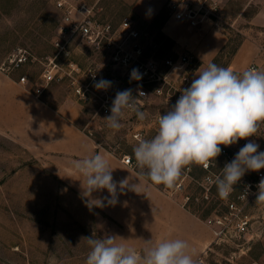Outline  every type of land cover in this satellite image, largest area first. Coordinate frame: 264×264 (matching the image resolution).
<instances>
[{"label":"rangeland","instance_id":"1","mask_svg":"<svg viewBox=\"0 0 264 264\" xmlns=\"http://www.w3.org/2000/svg\"><path fill=\"white\" fill-rule=\"evenodd\" d=\"M57 1L0 0V71L17 79L25 75L27 88L34 94V89L43 84L40 76L43 62L55 52L52 41L61 17ZM69 1L77 4L85 2L98 17L115 23L126 16L132 17L141 31L148 32L147 38L152 43L150 49H158L162 56L185 52L178 49L173 38L161 32L165 18L172 19L167 2L166 10L150 24L139 19L135 13V6L147 4L146 0ZM259 12L264 13V0H234L233 4H226L223 18L224 22H228L225 27L231 35L229 46L216 62L218 66L229 68L234 50H238L248 34L254 35L264 45V26L250 22ZM75 44L73 42L70 48ZM154 44H158V48ZM20 48L26 49L30 58L26 63L12 67L8 58ZM78 54L75 56L82 60ZM53 84L48 88L51 97L75 99L66 82ZM85 108L83 106L80 125L90 124V129H86L88 133L107 149L133 157V148L138 143L129 135L130 122L140 121L125 111L123 127L116 131L107 127L104 120L107 116L95 115L94 103ZM160 108L162 105L158 101L151 106L153 112ZM153 136L154 133L149 131L147 139ZM132 159L133 166H136L134 157ZM223 164L225 159L217 157L216 165ZM254 174L250 171L245 175ZM158 186L165 188L162 184ZM191 187L192 190H188L194 192V198L200 197L191 202L192 212L200 216L210 207L213 211L216 198L202 193L195 185ZM185 194V191H178L176 196L182 200ZM115 227L98 207H87L82 195L51 171L45 157L0 129V264H85L90 247L81 238L92 235L99 238L110 234ZM197 260L198 264H264V233L250 244L237 245L231 241L213 243Z\"/></svg>","mask_w":264,"mask_h":264},{"label":"built area","instance_id":"2","mask_svg":"<svg viewBox=\"0 0 264 264\" xmlns=\"http://www.w3.org/2000/svg\"><path fill=\"white\" fill-rule=\"evenodd\" d=\"M166 2L172 19L190 28H201L205 25L220 29L225 27L223 9L226 0ZM57 8L61 17L52 41L55 52L43 62L40 75L43 84L34 89L35 94L40 96L45 86L52 82H66L76 101L83 106L94 103L95 115L108 116L118 91L130 88L133 95H137V90L142 91L147 97H138L137 104L148 119L132 121L129 135L136 143L140 139H147L149 131L156 135L158 116L165 114L181 95L179 90L190 87L196 78L194 53L185 51L162 56L158 49L151 50L152 43L147 38L148 32L141 31L138 22L129 16L115 23L98 17L87 3L77 4L69 0H58ZM73 42L76 44L70 48ZM154 47L158 48V44H154ZM77 52L82 60L75 56ZM29 58V52L20 48L8 61L10 66L17 67L26 63ZM249 68L264 71V62L253 61L247 69ZM133 69H138L142 74L141 80L130 79ZM100 79L111 81V87L97 90L94 83ZM26 80L23 75L19 82L26 85ZM157 101L162 108L153 112L151 106ZM127 113L137 119L134 113ZM249 140L259 144L258 151H264V125L255 137L240 140L229 147L221 145L222 153L218 157H223L225 163L231 162ZM129 158L130 155L124 154L122 161L133 166V159ZM224 166L225 164L217 166L216 161L210 162L208 168L192 164L185 169L174 188L165 189L173 196L178 191H185L181 202L190 210L191 202L200 199L199 196L194 198V192L190 191L191 185H195L204 194L213 195L217 200L216 206L203 220L213 232L212 244L229 241L237 245L250 244L255 237H261L264 233V204L256 203L257 185L264 178V169L255 172L254 176L244 175L229 197L222 199L212 181L221 174Z\"/></svg>","mask_w":264,"mask_h":264},{"label":"clouds","instance_id":"3","mask_svg":"<svg viewBox=\"0 0 264 264\" xmlns=\"http://www.w3.org/2000/svg\"><path fill=\"white\" fill-rule=\"evenodd\" d=\"M130 79L139 81L142 74L133 69ZM111 85L105 79L94 83L97 90H107ZM179 91L181 95L175 104L158 116L156 135L140 139L133 148L138 182H132L130 176L115 181L109 160L100 153L72 162L82 177L81 195L87 207L115 206L119 195L126 194L125 190L139 194L142 181L172 189L188 166L208 168L221 155V145L229 147L255 137L264 125V71L249 68L238 73L209 62L190 87ZM141 96L147 97L139 90L133 95L130 88L118 91L111 114L104 118L107 127L120 130L125 111L144 121L146 114L137 104ZM258 149L259 144L249 140L231 162L225 163L221 174L212 181L220 198H228L247 172L264 169V151ZM257 188L256 203L264 204V178ZM103 190H107L108 196L93 198V193ZM117 238L112 234L82 237L90 247L85 264H198L195 250L183 239L161 240L156 244L146 240L142 253L138 254L134 248L117 243Z\"/></svg>","mask_w":264,"mask_h":264},{"label":"crops","instance_id":"4","mask_svg":"<svg viewBox=\"0 0 264 264\" xmlns=\"http://www.w3.org/2000/svg\"><path fill=\"white\" fill-rule=\"evenodd\" d=\"M166 1L153 0L136 5V16L151 24L166 10ZM233 2L226 0V4ZM250 22L264 26V13L255 14ZM161 32L173 38L178 49L194 53L197 75L223 51L231 35L226 27L220 29L205 25L194 29L167 18L161 25ZM263 60V45L254 35L248 34L232 56L229 68L238 72L247 69L253 61L262 63ZM50 85H54L53 82L45 86L43 95L37 96L19 79L0 71V129L8 136L17 137L34 153L45 157L51 171L80 194L79 180L82 177L72 162L95 153L109 160L115 181L130 176L132 182H138L135 180L139 179L136 166L125 164L122 154L107 149L90 135L86 130L90 124L84 127L80 125L83 105L74 98L51 97L48 91ZM125 192L119 195V202L115 206L106 204L103 208L98 207L116 225L110 234L118 236L117 243H124L140 254L146 240L151 239L156 244L161 240L183 239L195 250L196 259L212 245V230L200 216L183 206L181 200L165 188L142 181L139 194L129 190ZM105 196H108L107 190L93 193V198Z\"/></svg>","mask_w":264,"mask_h":264},{"label":"trees","instance_id":"5","mask_svg":"<svg viewBox=\"0 0 264 264\" xmlns=\"http://www.w3.org/2000/svg\"><path fill=\"white\" fill-rule=\"evenodd\" d=\"M229 46V42H228V44L225 46V48L223 49V51H221V53L213 60V63H216L219 59H220V57L222 56V54L224 53V51H225V49L227 48ZM55 49V48H54ZM237 52V49H235L234 50V52H233V55L235 54ZM54 54V53H53ZM85 109H87V106H86V108ZM212 206H213V204H212ZM213 208V207H212ZM212 208L210 207V208H208V209H206V210H204V212L200 215V217L201 218H203V219H205L208 215H209V213L212 211ZM195 213V212H194ZM196 214V213H195Z\"/></svg>","mask_w":264,"mask_h":264}]
</instances>
